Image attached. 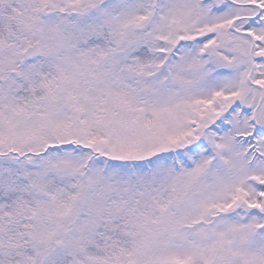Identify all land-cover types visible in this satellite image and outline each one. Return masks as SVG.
I'll use <instances>...</instances> for the list:
<instances>
[{
  "label": "snow or ice",
  "instance_id": "1",
  "mask_svg": "<svg viewBox=\"0 0 264 264\" xmlns=\"http://www.w3.org/2000/svg\"><path fill=\"white\" fill-rule=\"evenodd\" d=\"M0 264H264V0H0Z\"/></svg>",
  "mask_w": 264,
  "mask_h": 264
}]
</instances>
